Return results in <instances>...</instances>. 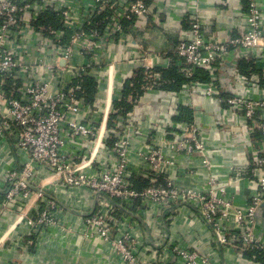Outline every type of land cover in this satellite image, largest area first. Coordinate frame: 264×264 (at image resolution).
I'll list each match as a JSON object with an SVG mask.
<instances>
[{
  "label": "built area",
  "instance_id": "1",
  "mask_svg": "<svg viewBox=\"0 0 264 264\" xmlns=\"http://www.w3.org/2000/svg\"><path fill=\"white\" fill-rule=\"evenodd\" d=\"M244 1L246 10L236 35L223 37L196 13L190 14L186 37L174 47V65L186 78L203 70L209 81L189 82L168 92L172 100H163L154 110L157 120L170 121L179 114L180 95L200 90L204 96L223 101L251 132L261 133L252 164L262 176L249 203L236 207L226 201L223 185L195 192L165 173L164 167L173 165L174 155L193 152L189 140L201 149L189 130L191 125L180 124L181 134L172 132L171 139L163 138L173 152L169 159L158 138L152 139L149 132L141 134L134 126L130 112L117 115L111 128L104 127L105 136L98 118L89 110L82 112L87 107L77 95L81 77L101 66L99 55L110 40L124 36L127 27L158 25L152 10L161 9V0H0V143H11L20 158L18 169L2 173V191L8 205L19 208L34 195L40 199L24 217L29 232L27 238L12 243L16 248L28 251L50 228L71 231L56 222L61 208L51 197L44 198V190L39 188V172L46 171L57 175V184L63 188L93 193L94 208L84 215L79 234L87 246L96 242L98 252L112 253L120 264H212L209 258L165 242V226L154 224L163 218L170 224L183 210L207 225L213 242L235 250L238 259L243 260L242 253L249 249L264 253L263 233L257 225L264 202V0ZM50 14L56 17L55 26L38 23ZM242 59L260 64L261 74L238 73ZM217 62L222 63V72L234 75L227 87L232 93L225 98L218 96ZM143 70L147 79L143 93L154 91L160 75L153 68ZM115 112L105 114V120ZM136 134L143 140L134 144ZM136 179L146 180L147 185L136 189ZM133 211L147 219L151 238L138 236V225L131 220ZM146 253L154 259H143Z\"/></svg>",
  "mask_w": 264,
  "mask_h": 264
},
{
  "label": "crops",
  "instance_id": "2",
  "mask_svg": "<svg viewBox=\"0 0 264 264\" xmlns=\"http://www.w3.org/2000/svg\"><path fill=\"white\" fill-rule=\"evenodd\" d=\"M161 1V9L152 10L157 17L158 25H148L139 29L134 26L127 27L124 36H117L113 42L110 40L109 45L99 55L98 62L101 66L90 75L95 79L97 88L92 103L86 102L87 109L84 108L82 112L85 114L89 110L98 118L103 136L104 127L110 128L108 118L105 120L104 115H108L113 109V103L118 102L119 89L123 87L125 81L133 78L139 69L153 68L156 71L174 65L176 61L174 47L177 40L186 37L185 32L192 12L196 13L211 31L226 37L236 35L238 27L242 24L241 14L246 10L244 0ZM220 64L222 63H216L214 76L218 96L225 98L232 93L233 89L227 87L234 81V75L230 73L232 71L222 72ZM260 69V64L245 59L239 60L237 64V71L242 75L250 73L260 75ZM168 92L170 91L157 88L143 93L130 112L134 126L141 134L149 132L152 139L158 138V145L169 159L172 158L173 152L165 146L163 138L171 139L172 132L181 134L180 124L191 125L189 130L192 131L195 141L201 145V149H196L195 142L189 140L193 152L186 154L182 151L179 155H174V163L165 165V173L183 188L195 192L217 189L223 185L226 201L236 207L247 205L257 188L258 179L262 176V171L252 164L255 151L262 139L261 133L251 132L242 117L233 115L223 101L221 103L216 98L204 96L200 90L187 93V96L180 95L179 114L170 121L157 120L154 110L158 104L163 100H172ZM183 109L187 110L186 115ZM179 116L182 118L178 119ZM142 140L143 137L136 134L133 142L135 144ZM183 154L188 156L186 162L183 161ZM19 162L20 158L17 157L11 143L1 142L0 264H120L112 253L108 256L106 253L98 252L100 246L96 242H92L90 247L87 246L88 243L79 234L84 215L94 208L93 193L84 188H63L57 184L59 181L57 175L48 174L46 171L39 172L42 179L39 188L41 187L48 195L44 198L51 197L61 208L60 211L57 210L56 222L65 228L69 227L71 231L65 233L59 231L57 227L50 228L37 245L33 246L32 251H23L16 248V244H12L19 239L27 238L29 228L24 223V217L32 213L35 203L40 202L34 195L29 201L24 202L23 208H19L18 205H8L5 200L2 191L5 176L2 173H8L11 168L18 169ZM133 216L134 219L131 220L138 225V236L141 239L151 238L147 219L135 211ZM154 224L165 226V242L188 249L200 257L209 258L212 264H258L246 260L242 253L243 262L237 258L235 250L215 244L209 227L199 221L193 213L191 215L188 210L180 212L170 224L164 218ZM257 225L264 239V219L257 218ZM143 259L152 261L154 255L146 253Z\"/></svg>",
  "mask_w": 264,
  "mask_h": 264
},
{
  "label": "trees",
  "instance_id": "3",
  "mask_svg": "<svg viewBox=\"0 0 264 264\" xmlns=\"http://www.w3.org/2000/svg\"><path fill=\"white\" fill-rule=\"evenodd\" d=\"M49 17V18H48ZM39 24L50 23L52 26H55L57 23L56 17L53 15L43 16L38 21ZM58 27V26H57ZM156 72L160 75V85L159 89L165 91H178L181 87L189 82H198V83H207L209 81V75L203 70L197 69L194 72V75L191 78H186L180 69L175 65H172L170 68L161 70L158 69ZM147 79L144 75V70L139 69L135 72L133 78L125 81L123 84V89L121 91V99L118 102L113 103V109L116 111L114 114H111L108 118V127H112V121L116 118L117 115L124 117L127 113L131 112L135 106V102L143 95V87L146 85ZM80 92L77 93L78 96L84 98L85 102L92 103L93 95L97 88V83L93 77L83 76L79 81ZM185 115L187 114V110ZM182 116V115H181ZM179 116L178 119L182 117ZM188 116V115H187ZM186 116V118H188ZM189 121V119H187ZM136 189H142L147 185V181L136 179L133 181ZM34 247H30V251ZM243 257L246 260L264 264V253L258 249H249L243 252Z\"/></svg>",
  "mask_w": 264,
  "mask_h": 264
},
{
  "label": "water",
  "instance_id": "4",
  "mask_svg": "<svg viewBox=\"0 0 264 264\" xmlns=\"http://www.w3.org/2000/svg\"><path fill=\"white\" fill-rule=\"evenodd\" d=\"M36 192H39L37 189L35 190ZM45 196H48L44 193ZM258 218L264 219V202L261 203L259 207V213H258Z\"/></svg>",
  "mask_w": 264,
  "mask_h": 264
}]
</instances>
